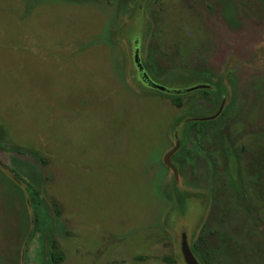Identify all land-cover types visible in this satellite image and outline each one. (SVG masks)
Masks as SVG:
<instances>
[{
  "label": "rangeland",
  "instance_id": "374dc122",
  "mask_svg": "<svg viewBox=\"0 0 264 264\" xmlns=\"http://www.w3.org/2000/svg\"><path fill=\"white\" fill-rule=\"evenodd\" d=\"M184 235L264 264V0H0V264H187Z\"/></svg>",
  "mask_w": 264,
  "mask_h": 264
},
{
  "label": "trees",
  "instance_id": "16d2710c",
  "mask_svg": "<svg viewBox=\"0 0 264 264\" xmlns=\"http://www.w3.org/2000/svg\"><path fill=\"white\" fill-rule=\"evenodd\" d=\"M216 92L219 93L221 92L220 89H216ZM189 196L187 194H182V193H177V201H178V206L180 208V210L182 211L183 208H185V201H186V197ZM201 254V253H200ZM205 255L201 254L200 255V262L202 264H207V261L206 259L204 258ZM64 257L61 253H54L52 255V261L55 263V264H60L62 261H63Z\"/></svg>",
  "mask_w": 264,
  "mask_h": 264
},
{
  "label": "water",
  "instance_id": "95a60500",
  "mask_svg": "<svg viewBox=\"0 0 264 264\" xmlns=\"http://www.w3.org/2000/svg\"><path fill=\"white\" fill-rule=\"evenodd\" d=\"M165 163L168 166H171L170 161H169V157L166 158ZM183 237H184L183 252H184L185 260H186L187 264H198L197 261L195 260V258L193 257L189 247H188V244H187L186 239H185V235Z\"/></svg>",
  "mask_w": 264,
  "mask_h": 264
}]
</instances>
